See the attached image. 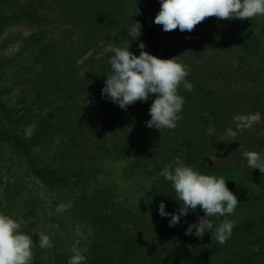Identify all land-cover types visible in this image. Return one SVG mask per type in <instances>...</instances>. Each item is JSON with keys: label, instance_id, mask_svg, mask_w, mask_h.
<instances>
[{"label": "trees", "instance_id": "16d2710c", "mask_svg": "<svg viewBox=\"0 0 264 264\" xmlns=\"http://www.w3.org/2000/svg\"><path fill=\"white\" fill-rule=\"evenodd\" d=\"M159 10L160 0H0V212L25 222L33 264H68L77 239L89 246L85 264H264V174L243 156L264 157V16L165 32L154 23ZM140 42L189 68L194 89H179L175 129L147 127L155 94L126 109L102 95L112 74L105 48L139 56ZM257 112L260 121L231 141L234 116ZM177 157L223 176L238 197L234 214L211 218L237 221L224 245L212 232L185 235L204 215L199 207L173 227L159 214L161 202L172 214L181 206L162 175ZM114 161L130 192L110 178ZM61 202L71 208L57 214ZM40 232L51 249L39 247Z\"/></svg>", "mask_w": 264, "mask_h": 264}, {"label": "clouds", "instance_id": "9594fccd", "mask_svg": "<svg viewBox=\"0 0 264 264\" xmlns=\"http://www.w3.org/2000/svg\"><path fill=\"white\" fill-rule=\"evenodd\" d=\"M264 16V0H160V10L155 16L154 23L162 25L165 32L179 29L181 32H191L206 18L218 19H254ZM141 24L137 22L129 29V35L136 39L142 33ZM115 36L116 33H113ZM139 56L129 51V46L119 47L108 44L106 53H112L110 67L112 74L107 77L102 95H106L121 109L136 103L147 101L150 94L156 98L152 102L149 114L151 119L146 121L149 128L155 127L160 131L175 129L182 119L180 113L185 103L179 94L181 85L187 91H192L194 85L186 77L189 68L178 62L176 57L161 59L146 51L145 44L140 42ZM261 119L260 113L241 114L234 116L236 129L229 128L226 135L231 141H236L240 132L249 129ZM215 127L210 125L207 135L211 136ZM243 156L251 169H259L264 174V157L256 151H245ZM172 165L166 167L162 175L172 186L180 203L179 212L168 213L163 202L159 205L161 217L170 216L169 227L176 226L181 216H187L198 207L204 215L198 217V222L189 224L185 235L202 238L206 231L212 232V239L224 245L232 235L237 221L225 219L216 225L211 218L232 215L240 203L238 197L227 187L223 176L202 174L192 166L185 164L177 157ZM71 204L61 202L55 211L57 214L68 211ZM23 219L0 212V264H33V249L36 244L32 236L21 231ZM77 234L83 236L80 229ZM91 235V228L88 229ZM39 247L51 249L52 239L43 232L38 233ZM72 255L68 264H85L89 251L87 243L81 244L77 239L70 249Z\"/></svg>", "mask_w": 264, "mask_h": 264}, {"label": "rangeland", "instance_id": "374dc122", "mask_svg": "<svg viewBox=\"0 0 264 264\" xmlns=\"http://www.w3.org/2000/svg\"><path fill=\"white\" fill-rule=\"evenodd\" d=\"M259 23H260V25L264 24V17L260 20ZM13 30H15V29H12V31ZM33 129H34V124H30L23 131L24 135L29 136L32 133ZM262 131L264 133V129ZM110 164L114 165L116 167V169H117V172H115L114 175H110V178L111 179H115L116 184H118L119 187L123 189V191H121V192H123V194L127 193V192H130L131 189L129 187L128 181L121 175L120 171H118L122 163L119 162V161H114V162H111V163L108 162V165H110Z\"/></svg>", "mask_w": 264, "mask_h": 264}]
</instances>
